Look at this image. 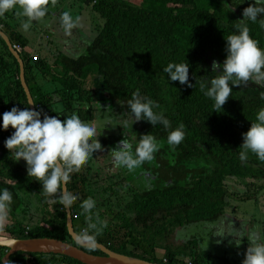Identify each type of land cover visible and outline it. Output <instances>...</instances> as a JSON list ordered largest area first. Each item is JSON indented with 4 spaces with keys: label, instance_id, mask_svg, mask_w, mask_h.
I'll return each instance as SVG.
<instances>
[{
    "label": "trees",
    "instance_id": "trees-1",
    "mask_svg": "<svg viewBox=\"0 0 264 264\" xmlns=\"http://www.w3.org/2000/svg\"><path fill=\"white\" fill-rule=\"evenodd\" d=\"M83 1L95 16L96 35L78 56L56 55L53 66L46 57L34 59L28 36L11 24L9 13L0 17V33L13 47L21 48L17 54L33 104L62 121L72 112L97 127L112 120L107 128L115 131L103 139V148L109 152L123 139L135 149L145 134L155 136L162 147L153 161L140 167L154 178L151 187L145 188L147 182L142 180L143 191L128 190L126 179L133 176L126 171L122 182L104 188V200L108 201L92 211L91 221L80 207L93 198L88 163L73 173L66 186L67 191L79 194L68 207L73 231L81 235L87 229L94 235L89 224L96 222L98 215L107 228L97 236L96 244L118 255L155 264H228L205 252L199 236L185 232L232 218L238 208L235 203L241 200L258 203L261 195L264 199V163L252 154L246 164L239 159L242 135L264 108V82L254 89L247 88L252 82L234 87L220 111L200 90L201 78L214 75L213 61L223 63L226 59V39L236 33L244 9L253 0ZM246 23L251 37L264 48V28L259 22ZM173 62L189 63L192 88L169 81L163 69ZM137 89L160 105L157 111L171 121V129L159 124L153 127L146 121L135 123L127 101ZM109 106L113 110L107 111ZM13 107L23 110L30 105L20 79V64L0 35V125L2 115ZM180 124L185 126L186 138L173 149L167 137ZM13 131L0 128V190L13 194L0 238L54 239L105 256L101 250L82 247L73 240L67 208L55 197L46 196L42 185L28 176L26 162H15L4 147ZM229 180L243 183L244 189L232 194ZM250 189L254 192L249 195ZM7 252L0 247V264ZM10 262L82 264L65 256L29 253H17Z\"/></svg>",
    "mask_w": 264,
    "mask_h": 264
},
{
    "label": "clouds",
    "instance_id": "clouds-1",
    "mask_svg": "<svg viewBox=\"0 0 264 264\" xmlns=\"http://www.w3.org/2000/svg\"><path fill=\"white\" fill-rule=\"evenodd\" d=\"M245 3V0H244ZM57 0H0V17L14 12L21 20L24 32H29L34 22H41L49 14V6L55 7ZM234 10V9H233ZM243 19L239 21L236 33L226 39V59L223 63L213 61L211 79L202 77L200 90L213 101L216 111L223 110L228 102L234 87L247 86L249 82L260 85L264 82V48L250 35V28L246 21L259 22L264 28V0H253V3L244 9ZM62 26L66 31L77 27L78 20L71 12L64 11L60 17ZM189 63H169L163 71L170 82H179L192 88L189 82ZM264 99V92L261 93ZM131 116L135 123L146 121L153 127L162 125L166 130L172 128L171 121L162 112L157 111L160 105L142 95L137 89L130 100L127 101ZM113 110L111 106L107 111ZM106 111V112H107ZM112 120H106L111 125ZM4 131L9 128L14 131L4 141V147L13 155L15 162H26L27 174L34 177L42 185L46 196L55 197L66 208L70 207L79 198V194L67 191V184L73 173L79 172L81 167L89 162L95 153L104 152L102 144L97 137V124L82 121L78 113L72 112L62 121L57 116H49L43 110H37L36 105L24 107L21 110L13 107L2 115ZM186 129L183 124L169 132L167 143L173 149L184 142ZM243 143L239 148V159L246 164L249 154L255 155L264 163V108L256 114L255 121L250 129L242 135ZM162 144L151 134L139 137V142L133 144L123 139L110 150L115 166L133 172L146 162L155 159ZM13 203V194L7 190H0V227L8 221L9 212ZM83 212L92 220V211L96 208V201L89 197L80 205ZM107 224L96 217V222L89 224L94 232L90 235L86 229L77 236V242L95 247L97 236L101 235ZM236 247H239L245 234L237 232ZM249 247L245 252L243 264H264V236L256 232L247 236ZM11 264V262H10Z\"/></svg>",
    "mask_w": 264,
    "mask_h": 264
},
{
    "label": "rangeland",
    "instance_id": "rangeland-1",
    "mask_svg": "<svg viewBox=\"0 0 264 264\" xmlns=\"http://www.w3.org/2000/svg\"><path fill=\"white\" fill-rule=\"evenodd\" d=\"M49 14L41 22H34L33 27L29 32H24L21 27V20L26 19L17 17L14 12H9L11 16V24L17 31L28 36L30 47L33 56L39 58L46 57L48 63L53 66L56 55L63 52L68 56H78L83 53L88 45L92 42L96 35L95 32V16L84 4L83 0H57L55 7L49 6ZM64 11L71 12L74 19L78 20L77 27L66 31L61 24L60 17ZM97 85H100L99 83ZM257 84L253 83L247 86L248 89H254ZM97 137L103 146V139L114 133L107 128L105 122L97 127ZM197 165V164H196ZM90 167L88 174L90 182V190L93 193V199L96 201V207L105 203L108 200L103 194L104 188L115 182H122V175L127 171L124 168L115 166L111 152L95 153L86 165ZM193 166V165H192ZM197 167H203L201 164ZM133 177L126 179L129 184L128 190L143 191L142 180L147 182L145 188L151 187V181L154 179L149 173H146L137 168L130 173ZM125 182V184H126ZM230 184V189L239 192L244 189V184L239 181H227ZM254 192L249 190V195ZM263 193V192H262ZM261 193V194H262ZM260 194V195H261ZM244 199L243 196H240ZM259 198V202L241 200L235 203L238 208L232 214V218L223 221L218 225H203L200 227L191 228L185 234H193L200 237L201 246L205 252L218 256L220 262L228 264H243L245 252L249 247L247 236L256 232L258 235H263L264 231V199ZM30 200V199H29ZM29 202L28 199L25 200ZM247 201V202H245ZM33 204H35L32 201ZM108 206V205H106ZM106 208H103L101 213ZM26 210V207L23 211ZM31 210H35L32 205ZM108 219L105 218L104 221ZM241 232L245 234L244 240L239 247H236V237H232Z\"/></svg>",
    "mask_w": 264,
    "mask_h": 264
},
{
    "label": "water",
    "instance_id": "water-1",
    "mask_svg": "<svg viewBox=\"0 0 264 264\" xmlns=\"http://www.w3.org/2000/svg\"><path fill=\"white\" fill-rule=\"evenodd\" d=\"M0 35L6 42L10 52L17 58L20 64V79H21L23 87L25 88L27 98L29 101V105L31 108L33 105V101L31 99V95L29 94V91L27 90L25 82H24L23 63L20 60L18 54L14 51L13 46L11 45L7 37L3 35L2 33H0ZM67 213H68V229H69V233L71 237L73 238V240L82 247L97 248L101 250L105 254V256H96V255L88 254L76 246H72L68 243H64L62 241L54 240V239L21 241V240L0 238V247L6 248L8 250L7 254L5 255L3 259V264H9L11 256L17 253L60 255V256L71 258L73 260H77L81 262L82 264H155V263H150L148 261H144L138 258H129V257L118 255L116 253L111 252L110 250L106 249L104 246L99 245V244H96L95 247H92L89 245L78 243L77 242L78 235L75 234V232L73 231L71 215H70L68 207H67Z\"/></svg>",
    "mask_w": 264,
    "mask_h": 264
},
{
    "label": "built area",
    "instance_id": "built-area-1",
    "mask_svg": "<svg viewBox=\"0 0 264 264\" xmlns=\"http://www.w3.org/2000/svg\"><path fill=\"white\" fill-rule=\"evenodd\" d=\"M13 49H14V51L16 52V53H20L21 52V48L19 47V46H14L13 47ZM37 57H34V59H36ZM74 218H76V217H74ZM84 231H82V233H83Z\"/></svg>",
    "mask_w": 264,
    "mask_h": 264
}]
</instances>
